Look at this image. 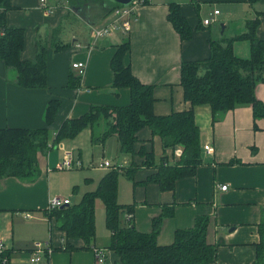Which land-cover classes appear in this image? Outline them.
Instances as JSON below:
<instances>
[{"label": "crops", "instance_id": "obj_1", "mask_svg": "<svg viewBox=\"0 0 264 264\" xmlns=\"http://www.w3.org/2000/svg\"><path fill=\"white\" fill-rule=\"evenodd\" d=\"M105 1H90L84 6L82 11L95 12V16L88 19L82 11L71 8L66 0H46L50 13L40 7V0H11L14 8L6 12V24L24 29L23 60L34 59L37 43L49 46L58 42L65 47L56 51L49 48L48 88L45 89L17 86L13 81V70L6 69L0 60V128L41 127L50 99H57L60 103L50 125L53 134L64 119L79 117L92 105L126 106L130 100L129 89L113 86L110 67L117 45L125 40L129 41L130 49L123 57L124 63L141 82L153 85L152 109L156 115H166L190 107L180 85L182 61L205 59L210 52V41L221 42L245 32L247 22L257 15L259 23L255 33L264 39V0L253 3L249 0H145L136 8L129 31L124 33L116 29L110 35L95 37L93 28L112 21L113 12L105 11ZM170 2L180 5L191 29V37L187 40L180 39L167 19ZM214 9L219 11L214 21L203 25L202 20ZM75 44L80 45L79 49ZM232 50L234 55L247 58L250 41L235 39ZM79 60L85 63V69L81 76H76L70 65ZM71 75L78 77L72 88L68 86ZM254 91L255 96L264 102V82L257 83ZM192 108L200 132L201 155L194 175L177 179L172 190H161L154 182L143 183L155 169L139 167L134 174L136 184L131 222L138 230L149 232L153 219L171 207L172 213H164L156 237L158 244L166 245L173 241L177 229L188 228L197 216L205 215L208 217L206 239L217 244L216 260L210 264H253L255 245L259 242L258 224L264 216V119H256L254 127L250 104L238 105L216 121L212 120L208 104ZM101 132L102 127L97 134L95 128L87 127L73 138L49 142L46 151L37 153L38 173L31 179L0 178V239L12 264L28 263L31 251L47 239L51 248L45 255L47 264H55L56 251L63 249H57L62 232L55 219H49L46 213L49 212L50 197L55 196L53 183L59 179L60 173L55 170H61L56 164L71 154L82 166L85 145H104L106 138L92 139V135L100 136ZM108 137L117 140L115 135ZM137 137L136 150L144 145L156 158L163 154L160 138L148 127L141 128ZM206 144L211 145L212 152L204 149ZM181 150V145L167 149L168 160L176 162ZM117 154L119 159L122 157L121 162L113 159L110 163L117 168L127 167L132 156L120 153L119 144ZM99 179L88 177L84 191L94 190ZM224 184L227 189L221 190L219 187ZM26 212L30 216L26 217ZM53 221L59 235L56 243L52 241ZM109 242L110 233L107 237H95L92 248H82L83 242L75 240L76 249H64L69 253L63 264H122L108 248ZM94 247L106 249L107 258L102 263L95 261Z\"/></svg>", "mask_w": 264, "mask_h": 264}, {"label": "trees", "instance_id": "obj_2", "mask_svg": "<svg viewBox=\"0 0 264 264\" xmlns=\"http://www.w3.org/2000/svg\"><path fill=\"white\" fill-rule=\"evenodd\" d=\"M90 1L66 0L68 5L81 12ZM250 3L260 0H249ZM105 11L113 12L121 7L105 1ZM11 0H0V60L8 70H13V81L26 89H45L47 85V55L62 49L65 45L53 42L49 46L37 43L34 59L23 60L24 29L7 26L6 12L13 9ZM167 19L179 34L181 40L191 37V29L182 15L180 5L170 2ZM259 23L258 15L247 22L246 31L224 41H210L209 55L200 61H182L180 65V85L183 96L190 103L184 111H173L166 115H156L152 109L153 85L141 82L125 64L123 57L130 49L128 40L117 45L111 58L113 72L112 84L115 88L127 87L130 100L126 106L108 107L92 105L79 117L66 118L52 133L50 125L60 107L57 99L47 102L44 124L37 128L4 127L0 128V178H33L38 173L37 153L46 151L49 142H58L75 137L84 128H95L103 121L100 136L93 140H103L115 135L122 154L142 156L141 166L131 163L123 172L134 181L139 167L155 169L147 175L143 183L154 182L161 190H172L177 179L194 175L201 161L199 128L194 121L193 106L208 104L212 120L221 119L225 113L242 104H250L254 127L256 119H264V102L255 96V86L264 82V39L256 36ZM246 38L250 41V55L242 58L234 55L232 42ZM78 76V75H76ZM69 77V87H74L77 78ZM102 119V120H101ZM96 123V124H95ZM148 127L152 134L160 138L163 154L156 158L152 150L142 145L138 150L134 145L138 140L137 132ZM181 145L182 150L176 162L168 160L167 149ZM120 167V166H119ZM119 168L111 169L100 177L94 190L86 191L75 202L62 208L47 212L49 219L54 218L62 232V241L57 249L74 250L75 240L83 242L82 248H92L95 239L94 202L100 198L105 212V225L110 233L108 248L118 256L122 264H210L216 260L217 244L206 239L208 217L197 216L192 226L177 229L170 244L157 243L161 221L172 208L164 210L152 221L149 232L138 230L131 222L133 203L117 201V173ZM125 218L120 220V215ZM131 215L130 219L126 215ZM259 242L255 245L256 255L253 264H264V216L258 224ZM0 264H10L9 252H0Z\"/></svg>", "mask_w": 264, "mask_h": 264}, {"label": "rangeland", "instance_id": "obj_3", "mask_svg": "<svg viewBox=\"0 0 264 264\" xmlns=\"http://www.w3.org/2000/svg\"><path fill=\"white\" fill-rule=\"evenodd\" d=\"M83 14H86L85 18L90 19V17L95 16V12L93 10H86L82 11ZM114 14H112L111 18L113 19ZM111 21V19L109 20ZM219 25V24H218ZM46 42V41H43ZM47 44V43H46ZM102 120V119H101ZM103 121H101L99 124L95 125V134L100 129V127L103 125ZM117 140L114 137H108L104 141V145H96L92 146V144H87L82 149V166L78 168L73 169H61V170H55L58 173L59 179L53 183V188L55 189V193H53L55 196H59L62 198H69L72 202L75 200V198H81V196L84 194L85 186H87V178L93 177L99 179L100 176L109 170L105 168H102L99 166V163L102 162V160H109L110 162H113V159L118 160V162H121L120 159L116 156L117 154ZM129 155V154H127ZM119 156H121L119 154ZM156 156V155H155ZM144 160V157L135 155L132 157L130 162L127 165L129 168L131 163H134L135 165L141 166L142 162ZM117 162V163H118ZM116 163V164H117ZM119 164V163H118ZM145 167V166H143ZM151 168V167H146ZM117 173V201L119 203H133L134 196H135V189L133 180H131L129 177L126 176L122 170L124 169V166H121L119 168ZM136 178V177H135ZM89 191V190H88ZM75 195V197H74ZM76 199V200H77ZM94 217H95V231H96V238L100 237H107L109 235V231L107 230V227L105 225V212L103 203L100 198H97L94 202ZM123 214L120 215V220L123 219ZM53 235H52V241L53 243H56L59 235L58 230L56 228L55 222L53 221ZM46 241H49L47 239ZM45 241V242H46ZM74 244V243H73ZM77 246L76 244H74ZM53 250L54 246L52 244ZM69 251H66L64 249L57 250L56 251V262L55 264H63L65 260L67 259ZM12 260V257L10 258ZM21 262V261H20ZM12 264V262H10ZM14 264V263H13ZM20 264V263H15ZM21 264H29L25 261L21 262ZM39 264H47V258L42 255V261Z\"/></svg>", "mask_w": 264, "mask_h": 264}, {"label": "built area", "instance_id": "obj_4", "mask_svg": "<svg viewBox=\"0 0 264 264\" xmlns=\"http://www.w3.org/2000/svg\"><path fill=\"white\" fill-rule=\"evenodd\" d=\"M145 0H133L131 4L127 6H121L116 8L113 11L114 17L112 21L108 24L93 28V35L95 37H102L110 35L114 30L120 29L124 33L129 31L131 28V22L135 19L136 15V8L143 4ZM40 7L46 12L50 13L51 9L46 4V0H40ZM219 13L217 9H214L213 12L206 18L202 20L203 25H208L212 21H214V16ZM75 47L79 49L80 45L75 44ZM77 73L78 76H81L84 73L85 63L83 61H74L70 65ZM204 149L207 152H212V147L210 144L204 145ZM80 161L78 159H73L71 154L65 155V157L56 164V168L58 169H71L73 167L80 166ZM100 167L109 168V169H116L115 165H112L109 160H102L99 163ZM221 190H226L227 185H220L219 187ZM70 203L69 198H62L59 196H52L48 201V210H54L56 208L61 207L62 205H66ZM26 217L30 216V213L26 212L24 214ZM131 215H126L127 219H130ZM6 246L4 245L3 241L0 239V252L5 251ZM51 248L49 247L48 243L45 242L44 244L36 247L31 251L30 257L28 258V263L30 264H39L42 261V255H47L50 252ZM95 255V261L97 263H102L107 258V253L105 248L94 247L93 249Z\"/></svg>", "mask_w": 264, "mask_h": 264}, {"label": "water", "instance_id": "obj_5", "mask_svg": "<svg viewBox=\"0 0 264 264\" xmlns=\"http://www.w3.org/2000/svg\"><path fill=\"white\" fill-rule=\"evenodd\" d=\"M111 3L118 4L120 6H127L132 3L133 0H108ZM224 26V25H223ZM64 205H62L60 208H62Z\"/></svg>", "mask_w": 264, "mask_h": 264}]
</instances>
